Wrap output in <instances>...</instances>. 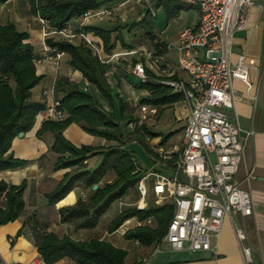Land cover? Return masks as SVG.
<instances>
[{
    "label": "built area",
    "instance_id": "2783aa9c",
    "mask_svg": "<svg viewBox=\"0 0 264 264\" xmlns=\"http://www.w3.org/2000/svg\"><path fill=\"white\" fill-rule=\"evenodd\" d=\"M133 1L153 11L152 1L165 0ZM179 1L195 7L199 14L196 25L187 26L178 34L176 65L185 77H175L156 48L144 50L145 59L132 63L129 72L145 82L148 77L144 62H147L159 75L156 82L169 88L168 94L182 96L187 109L183 140L177 149L152 148L157 153V164L171 174L137 168L142 174L135 185L137 200L130 205L136 210L145 209L151 194L156 205L170 203L174 207L166 233L154 245L151 254L162 252L164 246L171 251L188 253L215 251L227 219L247 263L251 260V248L247 245L246 226L238 218L243 220L253 215L248 186L252 171L244 165L240 127L235 115L232 119L228 111L234 109L236 101L255 103L257 100L259 69L256 60L244 52L232 59L233 35L247 26L254 0ZM112 14V7H98L75 18V22L71 19L61 29L52 28L48 19L38 17L41 38L45 41L58 36L71 42L79 39L101 63L110 65L124 55L139 53L138 49L107 53L101 40L83 27L91 17H111ZM44 51L47 53L45 58L60 56L54 48L45 46ZM235 80L243 83V93L233 86ZM42 95L49 103L37 114L41 121L63 119L65 112L55 97L54 84ZM138 108L139 117L127 124L130 131L141 126L148 115L157 113L154 105L143 103L138 104ZM145 140L152 143L148 135ZM0 200H4V193ZM145 260L146 257L142 259ZM41 261V258H34L29 264H41Z\"/></svg>",
    "mask_w": 264,
    "mask_h": 264
},
{
    "label": "trees",
    "instance_id": "16d2710c",
    "mask_svg": "<svg viewBox=\"0 0 264 264\" xmlns=\"http://www.w3.org/2000/svg\"><path fill=\"white\" fill-rule=\"evenodd\" d=\"M7 0H0L4 3ZM32 14L39 13L49 20L52 28L61 29L73 18L82 16L89 10L100 7V0H29ZM168 18H174L184 7L179 0L161 1ZM186 6V5H185ZM135 26L134 23L130 28ZM86 29H91L87 27ZM122 28L112 30L95 28L94 32L102 39L106 51L113 50L116 43L133 49V43H127L122 36ZM147 38L153 48L159 53L166 52L165 43L150 31ZM28 34L20 31L12 23L0 24V171L16 169L27 163V160L15 158L10 152L12 141L20 132H29L35 123L37 114L45 108L42 103L29 100L31 89L38 84L42 76L36 74L33 48L28 42ZM49 48L68 55L67 64L78 70L82 77L91 85V90H83L66 77L56 78L54 85L55 97L60 108L65 112L61 120L42 121L36 136L52 133L54 142L51 146L56 156L53 170L70 167L82 168L89 157L101 155L99 166L93 171L83 170L75 174L65 173L56 189L47 194L49 203L60 200L72 190L75 182H81L91 189L90 204L93 207L107 206L120 201L131 188H134L142 172L137 169L131 142H139L143 152L157 158V153L150 149L145 136L151 139L157 137L144 124L133 131L127 124L134 121L128 112L127 102L109 84L107 72L109 65L101 63L93 56L91 50L83 42H71L54 37L45 40ZM160 47V48H159ZM137 59H133L135 63ZM148 79L132 82L135 89L146 90L148 95L139 100L140 104H150L163 107L182 100L180 94H168L169 88L151 79H157L148 70ZM127 77V76H126ZM97 92L100 97L95 93ZM72 123L78 124L85 132L112 142L108 146L94 147L91 145L76 146L63 136V131ZM134 132V139L129 133ZM172 133L164 137L159 146L164 145ZM154 163L155 161L152 160ZM112 171L114 178L110 183H101L104 176ZM25 181L19 185H8L0 181V197L4 193L2 206L0 204V225L16 220L24 210L23 192ZM93 185H97L92 189ZM86 205L78 200L75 206L61 209V221H66L74 215H79ZM174 207L170 203L164 205L149 204L143 210L127 207L112 219L108 230H116L125 220L136 217L142 224L127 230L126 239L137 240L139 244L149 247L161 241L173 216ZM65 211H70L64 215ZM150 220V224L146 221ZM39 257L43 264H52L61 258H70L78 264H126V252L104 240L74 241L68 237L59 238L54 234H46L37 246Z\"/></svg>",
    "mask_w": 264,
    "mask_h": 264
},
{
    "label": "crops",
    "instance_id": "0c3cea01",
    "mask_svg": "<svg viewBox=\"0 0 264 264\" xmlns=\"http://www.w3.org/2000/svg\"><path fill=\"white\" fill-rule=\"evenodd\" d=\"M100 1L102 2L100 7H112V15L116 14L117 11L121 12L122 8L126 6L125 4L130 2L128 0H117L116 2L112 0V5H109L108 1L111 0ZM38 17L42 16L39 13H31L29 0H7L4 3H0V24L12 23L18 30L26 32L29 37L28 42L33 48L34 55L38 59L41 58L40 62H35V69L36 74L42 76V78L38 84L31 89L29 100L31 102L42 103L46 107L49 102L45 101L42 93L49 89L51 85H55L56 78L58 77H66L70 81L76 83L79 87L82 86L85 88L91 85H89V83L82 77L78 70H74L68 66V55L60 52L59 57H55L54 55L50 57V59L45 58L47 53L44 51V48L47 45L41 38V24ZM91 19H95L94 23L91 22ZM198 19L194 24L189 26L196 25ZM71 21L75 22L76 19L74 18ZM101 25H105L106 27ZM83 27L86 31L101 40L103 49L107 53L131 50L128 48L125 50H116L115 46L113 50L106 51L102 39L94 32L95 28L112 30V16H104L103 18L91 17L84 23ZM87 27H90L91 29H86ZM242 32L243 34L235 38L236 34ZM55 39H59V37L56 36ZM73 41L75 43L80 42L79 39L76 38L73 39ZM177 43L178 35L174 41L173 49L165 43L166 52L163 53V63L174 71L175 77H185V74L179 71L176 65ZM263 45L264 0H254V5L249 11L247 26L245 29L235 32L233 35L232 59H235L238 53L244 52L248 57L256 60L259 69L258 74L256 75L258 81L257 100L255 103L246 100L236 101L234 109L228 111L232 119L235 115L240 127L244 165L247 169L252 171L248 186L253 202V215L243 220L238 218V221L243 222L246 226L247 245L251 248V260L249 262L245 263L241 247L238 244L233 228L227 219H225L223 223L221 234L216 242L215 251H196L188 253L171 251L164 246L162 252L151 254L153 247H145L141 244H136L134 240L126 239L124 237V233L127 230L141 225V222H139L136 217H131L125 220L116 230L109 231L108 227L112 221V202L104 207H101V204L94 207L89 205L91 189L85 187L81 182H75L72 190L67 192L60 200L54 203H49L46 195L56 189L65 173L69 172L75 174L83 170L93 171L101 163L102 156L96 155L89 157L84 161L82 168L79 169L70 167L53 170L57 156L51 151L54 136L49 132L41 137L36 136V131L42 123L41 119L36 116L33 128L29 132L23 133L22 136L15 137L10 148V152H12L15 158L27 160V163L16 169L0 171V181H4L8 185H19L22 181H25L26 183L23 192L24 210L22 214L16 220L0 225V264H29L32 259L40 258L37 246L42 237L46 234H54L59 238L68 237L74 241H89L91 239L104 240L126 252V264H264ZM124 56L130 57V61L128 60L129 65L122 70L118 65L120 59L118 61H112V64L109 65V71L106 76L113 89H115L121 98L128 102L127 104H130L129 100L135 101L136 99L146 97L148 92L146 90L134 89L131 82V77L133 75L129 72V67L132 65L133 59L140 58H137L136 55ZM121 58L125 59V57ZM125 60L127 61V59ZM144 63H146L145 69H148L154 77L158 79L159 75L156 73L155 69L149 67L147 62ZM157 79L151 80L156 81ZM233 86L239 92H244V85L240 81L235 80ZM89 88L90 90L92 89V87ZM133 91L135 92V96L132 94L134 93ZM136 93L141 94L140 96H137ZM180 101H182L183 106L185 107L183 99ZM178 102L167 106L174 107ZM184 109L186 110L184 118H180L178 114H176V120L182 121L181 123H178V125H182L181 144L183 140V127L187 116V109ZM128 112L131 113L129 110ZM158 112L159 107H157V113L152 116H156ZM137 117H139V115ZM75 125L81 128L78 124L72 123L63 131V136L72 144L76 146L91 145L94 147L108 146L112 144V142L99 137L97 141L93 140L94 142L90 144L74 142L70 137V132L71 130L75 133L78 132L76 131L78 129H73V126ZM177 129L178 128L174 129V131ZM149 130L151 131V129ZM163 138L164 137H162V139ZM153 139L154 138H152V143L149 144L151 150H153V147H159L158 144L160 143V141L153 143ZM160 147L164 148L163 145ZM173 148L177 149L179 147L174 145L168 149ZM152 158H150L151 161L153 160ZM91 160L93 161L92 164H90ZM110 182L111 181H105L104 183ZM101 183H103V181H101L100 184ZM78 200L86 205V209L82 211L80 216L76 214L74 217L69 218L66 221H61L60 210L75 206ZM1 203H3V201L0 200V204ZM69 213L70 211H65L63 214L66 216ZM144 257H146V260L142 261ZM41 264H43L42 261ZM52 264L78 263L73 259L65 257Z\"/></svg>",
    "mask_w": 264,
    "mask_h": 264
},
{
    "label": "rangeland",
    "instance_id": "374dc122",
    "mask_svg": "<svg viewBox=\"0 0 264 264\" xmlns=\"http://www.w3.org/2000/svg\"><path fill=\"white\" fill-rule=\"evenodd\" d=\"M115 2L117 0H114ZM121 1V0H120ZM126 6L122 8L121 12H118L112 15V28L119 27L122 28L120 31L122 33L123 38L127 43H133L134 49H138L139 53L136 54L137 58H141L144 60V50L151 49L152 42L147 38V32L150 31L153 35L158 36L161 38L166 44H168L173 49V44L179 32L184 29L185 27L194 24L198 19V13L194 7L185 6L179 11V14L174 18H168L166 10L164 9L163 5H161V1H152L153 11H150L148 7L142 3L135 2L133 0H128ZM109 5H112V0L108 1ZM95 19H91V22L94 23ZM134 23L135 26L130 28V25ZM106 27L105 25H101ZM243 34L239 33L236 34L235 38L239 37V35ZM116 50H125L126 48L123 47L120 43H116ZM264 49V45H263ZM127 59L121 58L119 62L120 69H125L127 65H129L128 60L130 61L129 56H122ZM133 82L137 81V78L132 76L131 77ZM90 85V84H89ZM91 86L82 87L81 89L90 90ZM135 89V88H134ZM134 92V91H133ZM98 97L100 95L95 92ZM135 96V92L132 93ZM139 94V95H138ZM141 93H136L137 96H140ZM140 99H136L135 101L129 100L130 104H127V108L131 111L133 119H136L139 115V108L138 104ZM128 103V102H127ZM182 101H179L174 107L173 106H163L159 107V112L156 116L148 115L146 119L143 120V124L153 131L152 133H156L158 137L153 139V143H157L161 141L162 137H166L169 133L172 132V136L170 139L163 145L164 149L171 148L172 146H181V139H182V125H178L182 121L176 120V114L180 118H184L186 110L184 109ZM179 126V127H178ZM73 129H78L77 133L71 130L70 137L74 142H79L83 144H90L94 141H97L99 138L96 136H92L91 134L84 132L81 128L77 125L73 126ZM178 128L176 131L174 129ZM74 132V133H72ZM134 132L129 133L130 139H134L133 137ZM94 140V141H93ZM113 144V143H112ZM133 148V155L135 157V161L137 166L142 171H149V170H156L165 174L170 175L171 171L166 169L165 167H161L157 164V158L151 156V158L155 161L153 163L149 159V155L143 152L141 145L139 142H131ZM150 147V145H149ZM93 161H90L92 164ZM114 178V174L110 171L108 174L104 176L102 179L103 183L105 181H112ZM137 200V194L135 192V188H131L128 194L122 198L120 201H115L112 203V219L113 217L119 213L121 210L127 207H131L134 201ZM147 203L156 205L154 202L153 196L150 194L147 197ZM118 207V208H117ZM117 208V210H116ZM150 224V221L147 222ZM142 224V223H141ZM151 247H154L152 245Z\"/></svg>",
    "mask_w": 264,
    "mask_h": 264
},
{
    "label": "water",
    "instance_id": "95a60500",
    "mask_svg": "<svg viewBox=\"0 0 264 264\" xmlns=\"http://www.w3.org/2000/svg\"><path fill=\"white\" fill-rule=\"evenodd\" d=\"M22 135H23L22 132H20V133L18 134L19 137L22 136ZM96 187H97V185H93V189H95Z\"/></svg>",
    "mask_w": 264,
    "mask_h": 264
}]
</instances>
